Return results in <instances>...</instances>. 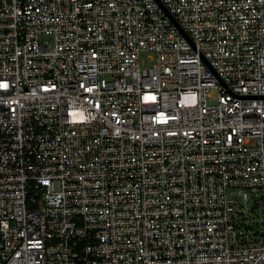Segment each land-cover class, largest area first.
Listing matches in <instances>:
<instances>
[{"label":"built area","instance_id":"obj_1","mask_svg":"<svg viewBox=\"0 0 264 264\" xmlns=\"http://www.w3.org/2000/svg\"><path fill=\"white\" fill-rule=\"evenodd\" d=\"M0 264H264V0H0Z\"/></svg>","mask_w":264,"mask_h":264},{"label":"rangeland","instance_id":"obj_2","mask_svg":"<svg viewBox=\"0 0 264 264\" xmlns=\"http://www.w3.org/2000/svg\"><path fill=\"white\" fill-rule=\"evenodd\" d=\"M142 60V68L143 69H149L156 65L157 63V56L154 52H144L141 55ZM217 93L212 92V98H217Z\"/></svg>","mask_w":264,"mask_h":264}]
</instances>
